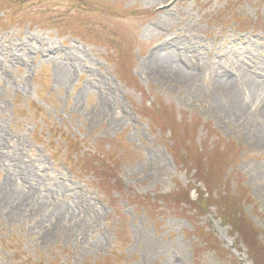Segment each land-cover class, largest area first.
<instances>
[{"label": "rangeland", "instance_id": "374dc122", "mask_svg": "<svg viewBox=\"0 0 264 264\" xmlns=\"http://www.w3.org/2000/svg\"><path fill=\"white\" fill-rule=\"evenodd\" d=\"M0 51V264H264V0H0Z\"/></svg>", "mask_w": 264, "mask_h": 264}, {"label": "bare ground", "instance_id": "6f19581e", "mask_svg": "<svg viewBox=\"0 0 264 264\" xmlns=\"http://www.w3.org/2000/svg\"><path fill=\"white\" fill-rule=\"evenodd\" d=\"M170 11V9L167 7H162V8H159L158 10H157V12H158V14L159 15H161V14H164V13H166V12H169ZM161 21L160 20H157V21H153L152 22V26H158L159 25V23H160ZM182 39H184V38H181V39H179V40H175V41H171L170 42V44L167 46V47H170V46H176L177 48H179V45H182L181 43H180V41L182 40ZM31 41V40H30ZM32 43H33V41H31ZM184 46H185V48L186 47H192V46H188V45H186V43H184L183 44ZM17 46L19 47V50L22 52V55L23 56H27V54H30L31 53V49H34V51H36V53H38V54H41V52L43 53L44 51H47L48 50V48L47 49H44L43 47H41V44L39 45V46H37V47H34V46H30V47H28L27 46V44L26 43H24V42H19L18 44H17ZM0 52H2V51H0ZM22 57L20 56V55H15L14 57H13V59L17 62L19 59H21ZM182 58L183 57H181V56H179L178 57V61H182ZM247 70L248 71H250V74H251V76L253 77V79H254V82H258V78H264V75L261 73V71H259L254 65L249 69V68H247ZM256 70H258V71H256ZM223 81H225V82H227V83H229L231 86H233V85H235V83H236V81H237V79L236 78H230V77H228V74L227 73H225L224 74V77H223Z\"/></svg>", "mask_w": 264, "mask_h": 264}]
</instances>
